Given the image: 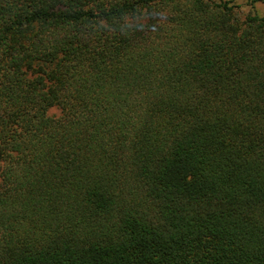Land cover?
I'll use <instances>...</instances> for the list:
<instances>
[{
    "label": "trees",
    "instance_id": "16d2710c",
    "mask_svg": "<svg viewBox=\"0 0 264 264\" xmlns=\"http://www.w3.org/2000/svg\"><path fill=\"white\" fill-rule=\"evenodd\" d=\"M236 1L0 0V264H264V0Z\"/></svg>",
    "mask_w": 264,
    "mask_h": 264
},
{
    "label": "rangeland",
    "instance_id": "374dc122",
    "mask_svg": "<svg viewBox=\"0 0 264 264\" xmlns=\"http://www.w3.org/2000/svg\"><path fill=\"white\" fill-rule=\"evenodd\" d=\"M236 3L243 4V3H244V0H238V1H236ZM243 9H244V11L247 10L245 7H244ZM257 10H258V12H259L260 14H264V4H259V5L257 6Z\"/></svg>",
    "mask_w": 264,
    "mask_h": 264
}]
</instances>
